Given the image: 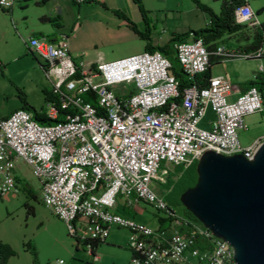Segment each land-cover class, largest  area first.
I'll list each match as a JSON object with an SVG mask.
<instances>
[{
    "label": "built area",
    "instance_id": "2783aa9c",
    "mask_svg": "<svg viewBox=\"0 0 264 264\" xmlns=\"http://www.w3.org/2000/svg\"><path fill=\"white\" fill-rule=\"evenodd\" d=\"M19 1L0 0V9L12 10ZM234 19L238 25H259L248 4L235 10ZM67 43L65 36L56 41L31 36L26 42L45 64L46 77L55 80L59 103L46 104L43 114L49 119L64 115L58 123L42 125L32 112L17 109L0 119V197L17 192L15 162L21 160L39 184L42 204L65 222L70 236L89 254L91 243L105 242L112 229L128 232V226L140 225L153 240L143 243L137 233H128L126 247L133 254L129 264H235L227 241L204 227L198 232L210 239L211 250L202 252L192 248L194 234L168 236L116 209L119 198L129 206L143 202L162 209L179 225L152 182L165 184L171 166H191L204 152L252 159L264 135L242 146L238 131L245 128L247 116L263 114L262 92L250 87L232 99V84L222 76L180 92L169 60L159 51L85 64L73 59ZM174 47L188 79L191 70H208L201 66L203 57L211 55L203 40ZM214 54L262 61L264 49L244 54L222 44ZM86 93L95 96L96 104L83 98ZM208 108L214 119L206 129L201 122ZM106 180L116 183V192L106 188ZM164 249H172L173 256L164 257ZM55 264L68 263L60 259Z\"/></svg>",
    "mask_w": 264,
    "mask_h": 264
},
{
    "label": "rangeland",
    "instance_id": "374dc122",
    "mask_svg": "<svg viewBox=\"0 0 264 264\" xmlns=\"http://www.w3.org/2000/svg\"><path fill=\"white\" fill-rule=\"evenodd\" d=\"M141 1L148 11L150 38L154 45H165L173 32L181 34L189 30L198 31L208 22V15L199 10L193 0ZM198 1L215 13H219L221 0ZM24 2L28 6L16 7L12 15L3 13L0 9V27L11 29L12 23L17 24L19 36L24 29L46 31L39 21L40 9L32 3V0ZM103 2L109 10L104 11L102 6L82 5L84 9L79 12L78 6L71 4L70 0L62 2L63 10L58 13L63 19L62 32L69 37L68 44L73 56H84L82 60H89L103 53L106 56L105 61L109 62L141 53L147 41L134 35L124 26L125 22L115 14V11L119 10L127 19L134 22L140 32H144L145 26L137 7L131 0ZM227 41L236 45L247 43L243 39L235 42L234 39L229 38ZM7 42L0 41V70L4 72V76L0 75V116L13 112L22 104L18 90L25 95L27 104L31 108L48 112L42 91L45 87L52 88L54 77H46L45 71L40 66L42 61H37L31 54L26 53L23 39L18 36L9 37ZM261 63L264 65V60L237 58L226 61L224 66L214 64V69L223 70L224 67L231 73L237 71L241 76L248 77L253 72H257ZM244 126V129L238 131V140L242 146L251 145L264 135V115L247 116ZM197 165L198 161L187 172L184 171V177L190 183L194 181ZM15 167L17 177L34 189L36 199L25 195L20 185L17 186L15 194L0 197V241L7 243L16 254L9 259L8 264H55L60 259L68 264L130 263L131 252L126 247L129 231L112 230L106 244L101 245L95 253L96 259L92 260L89 251L83 246H78L70 236L65 222L56 218L42 204L39 184L33 178L31 170L21 160L15 162ZM170 175L171 178L176 179L180 175V170L171 166ZM151 186L171 206L176 217L184 214L185 207L179 204L180 189L171 192L172 184L166 182L160 184L155 181ZM141 207L144 210L141 211L138 220L149 228L157 229L160 225L158 219H168L167 214L158 211L157 208L144 204ZM168 224L166 222L163 228L168 227ZM34 250L35 256L32 254Z\"/></svg>",
    "mask_w": 264,
    "mask_h": 264
},
{
    "label": "trees",
    "instance_id": "16d2710c",
    "mask_svg": "<svg viewBox=\"0 0 264 264\" xmlns=\"http://www.w3.org/2000/svg\"><path fill=\"white\" fill-rule=\"evenodd\" d=\"M134 5L137 7L140 17L142 21L146 25V29L144 32H140L138 27L134 24V22L130 21L129 19L124 16L123 13L119 12V10L115 11V14L119 17V19L123 20L126 22L127 28H129L134 35L138 36L142 40H146L147 43L144 46V51L148 52H155L159 51L163 54L164 57H166L169 60L170 63V73L173 75V77L177 80L179 87H180V92L184 91L186 88L190 87L191 85L194 84H199V85H204L206 81L211 77V67L216 64L217 59L215 56H218L219 58L223 60H230V59H236L238 57H223L214 54L216 47H218V44L220 42H225L228 37L233 36V35H243L241 39L245 41H250L248 48H246L244 51H240L244 54L248 53H255L258 52L259 50L264 49V23H259L258 26L255 28L248 27L247 25H238V23L235 22V10L239 7H242L248 3L249 0H221L220 3V10L219 13H215L213 10H211L208 6L203 5L199 3L198 0H193L194 4L197 6L199 10H201L203 13L208 15V22L206 26L198 31H193L189 30L184 33L178 34L173 32L171 34L170 40L165 44V45H154L151 42L150 38V20L148 15V11L143 7L142 1L141 0H132ZM256 1V0H254ZM44 2V0L40 1L37 3V5H40ZM86 4H97L102 6L104 9H107L106 6H104L103 3L96 2L94 0H85ZM80 6V4L76 5ZM3 13H9V11L2 10ZM260 12L257 14L259 15ZM256 15V17H257ZM40 21L43 22L44 24H50L56 29L61 30L63 28L59 17L56 18H49V17H40ZM244 30H249L251 31L249 34H246L244 36L243 32ZM42 34H39L37 36H41ZM248 35V36H247ZM64 36V35H63ZM67 37V36H65ZM247 37L246 39H244ZM68 39V38H67ZM190 39L193 40H198L201 39L203 40L204 44L207 46V50L210 55V62H209V68L206 70L205 73L195 77L194 79L190 80L188 79V75L183 71L181 66L178 63V58L176 55L175 47L176 44L184 43L189 41ZM239 59V58H238ZM249 60V59H247ZM264 60V57H263ZM43 70L46 72V67L41 65ZM44 72V73H45ZM2 74V72H0ZM190 78V77H189ZM264 80V75L258 74L257 77L252 81H249L246 84V88L244 91L248 90L250 87H256L262 92L263 96V81ZM262 84V85H261ZM19 98L21 100V107L19 109H25L28 112H32L34 114V119L41 123L42 125L44 124H51V123H58L62 121L63 119V112H60L61 116L57 119H49L45 114H43V110L41 111H36L35 109L31 108L27 104V99L25 95L18 90ZM42 94L44 96L45 104H48L53 101H57L59 103V97L55 95L52 91H49L47 89H44L42 91ZM84 99L87 100V102L92 103L93 105L96 104L95 96L91 93H86L83 96ZM66 113H71V110H67ZM195 163H193L191 166H188L186 168L183 167H177L175 169L180 170V175L176 178L175 183H172L169 180L166 181V183H171V192L174 190L176 191L177 189H180L182 195L186 189L193 187L196 182L198 181V175L197 172H194V181L191 183L184 177V171L187 172L189 168L194 166ZM192 178V177H191ZM17 182L20 184L22 191L24 192L25 195H27L29 198L36 199L35 191L34 189L26 183L23 179L17 178ZM168 204V203H167ZM179 204L180 201H179ZM182 205V204H181ZM169 207H171L168 204ZM175 215V214H174ZM180 224L176 225L175 221L176 219L173 217H169L167 220L164 219H158L159 221V232H166V230L172 225L174 229H176V232L181 235H190L194 234V241H193V249L201 250L202 252L204 251H210L211 250V243L210 239L204 236L202 233L198 232V230H201L204 226L202 223H200L193 215H191L188 210L185 208L184 214L181 217H178ZM177 219V220H178ZM168 222L169 226L166 229H163V225ZM105 242H98L94 241L91 243V253L90 256L92 259L95 257L96 251L103 245ZM78 249V248H77ZM35 250L32 252V254L35 256ZM16 254L14 250L7 244L2 241H0V264H8V261L10 258L14 257ZM133 257V254L132 256Z\"/></svg>",
    "mask_w": 264,
    "mask_h": 264
},
{
    "label": "water",
    "instance_id": "95a60500",
    "mask_svg": "<svg viewBox=\"0 0 264 264\" xmlns=\"http://www.w3.org/2000/svg\"><path fill=\"white\" fill-rule=\"evenodd\" d=\"M180 203L231 246L235 264H264V141L252 159L204 152Z\"/></svg>",
    "mask_w": 264,
    "mask_h": 264
},
{
    "label": "crops",
    "instance_id": "0c3cea01",
    "mask_svg": "<svg viewBox=\"0 0 264 264\" xmlns=\"http://www.w3.org/2000/svg\"><path fill=\"white\" fill-rule=\"evenodd\" d=\"M24 1H27V0H20L19 2H17L16 6L12 8L11 12H10V15H12V12H14V9L16 7L20 8V7H23V6H28V4L26 2V4L22 3ZM40 1L42 0H32V3L35 4V6H37L38 9H40V14H39V21H40V17L44 16V17H49V18H56V17H59L60 19V22L62 24V26L64 27V24H63V19L61 18V16H59V13L60 11H62V2L64 0H44V2L40 5H37V3H39ZM71 1V4L73 5H78V3H75L74 1L70 0ZM96 2H99V3H103V1L105 0H94ZM132 1V0H131ZM133 3V1H132ZM134 4V3H133ZM251 9L254 11V14L255 16L260 12L259 15H257V22L258 23H264V0H249L248 3H247ZM82 5H84L85 7L89 6H99L100 5H97V4H86V3H82L80 4V6L78 7V10L79 12H82L84 7H82ZM104 6H106L104 4ZM107 7V6H106ZM104 9V8H103ZM109 10L108 8L107 9H104V11H107ZM59 12V13H58ZM140 16V15H139ZM141 18V17H140ZM142 20V19H141ZM123 21V20H122ZM41 22V21H40ZM125 22V21H124ZM44 27V29H46V31L44 30H41V29H37V30H27V29H24L22 30V35L20 34L17 35L19 33V31L17 30L18 28V25L17 24H13L12 23V27L11 29L9 27H7V29H3V27H0V41L2 40H5V42L8 41L9 37H12V38H16L17 36L20 37V39H23L24 42V46L26 48V53L28 54H31L33 56V58H35L37 61L39 60L38 58H36L35 55H33L29 50H28V47L26 46V42L27 40L31 37V36H37L39 34H42L41 36L39 37H44L48 40H52V41H56V40H59L61 36L64 35V33L62 32V29L59 30V29H56L55 27H53L52 25L50 24H44L43 22H41ZM144 23V22H143ZM81 28H82V24L80 25ZM126 28V22H125V25H124ZM144 26H145V29H146V25L144 23ZM129 29V28H128ZM130 30V29H129ZM131 31V30H130ZM251 31L249 30H244L243 34L244 36H246V34H249ZM246 33V34H245ZM28 34V35H27ZM66 36V35H64ZM248 36V35H247ZM241 37H243V35H233V36H230L228 38H232L235 40V42H239V40L241 39ZM68 38V43H69V37L67 36ZM247 37H245L244 39H246ZM249 42L248 41L246 44L244 45H236L235 43H230L228 41H225V42H220L218 44L219 45H226L227 47L229 48H232V49H238V51H244L246 48H248V45H249ZM8 43V42H7ZM67 43V44H68ZM68 49H69V53L70 55L73 57L74 60H81L82 62H84L85 64H91V63H94L96 62L97 60H103L104 62H106V56L103 54V53H100V55H98L97 57H92L90 58L89 60H82V58L84 56H80V57H75L73 56L72 54V51L70 50V47H69V44H68ZM217 61L216 64H220L222 66H224V63H226V61L228 60H223L221 58H219L218 56H215ZM237 59V58H236ZM230 60H233V59H230ZM261 61V60H260ZM42 65L45 66V64L43 63L42 61ZM41 66V65H40ZM260 66H263V63L259 64L258 65V69H257V72H253L250 76L248 77H245V76H241L240 73H238L237 71H234L233 73H231L230 71L228 70H225V68L223 67V70L222 69H214V65L211 67V77H217V76H222V77H225L231 84H232V87H233V91L235 92L234 95L231 97L232 99L235 98V94L237 93H242L244 92V89L246 88V84L249 82V81H253L258 74H262L264 75V72L263 73H259V68ZM42 68V67H41ZM0 72H2V74L0 73L1 76H4V72L2 70H0ZM6 73V72H5ZM264 81V80H263ZM54 88V83L52 81V88H49L47 89L46 87L44 89H47L49 91H52ZM262 88H263V93H264V82H263V85H262ZM263 99H264V94H263ZM21 107V105L18 107V109ZM17 110V109H16ZM15 111V110H14ZM13 111V112H14ZM12 112V111H11ZM11 112H9L7 115L5 116H8ZM261 115V114H260ZM263 115H264V112H263ZM5 116H0V119L1 118H4ZM214 119V114L212 112V110L210 108L207 109V112H206V116L205 118L203 119V121L201 122V126L202 127H205L206 129L210 127V122H212ZM169 180L172 182V183H175L176 179L174 178H171V175L169 177ZM20 185L19 183H17V186ZM144 204L143 202H140V203H137V204H133L132 206H129V204L126 202V200L124 198H119L118 199V206H117V209L116 211L121 213V214H124L130 218H133L134 220H136L137 222H140V223H143L142 221H139L138 220V217L141 213L142 210H144V208L141 207V205ZM120 207H123V209H121ZM121 209V210H120ZM144 225H146L145 223H143ZM167 228V227H166ZM166 228H163V229H166ZM158 229V228H157ZM112 230H115L116 232H119L121 230H118V229H112ZM111 230V231H112ZM110 231V232H111ZM125 231V230H124ZM174 232H176V229H174L172 227V225L166 230V234L168 236L174 234ZM130 233V232H129ZM149 237V239L153 240V235H148L147 238ZM127 241V240H126ZM107 242V239L105 241L104 244H106ZM103 244V245H104ZM98 251V250H97ZM132 256V252L130 254ZM192 261V260H191Z\"/></svg>",
    "mask_w": 264,
    "mask_h": 264
},
{
    "label": "bare ground",
    "instance_id": "6f19581e",
    "mask_svg": "<svg viewBox=\"0 0 264 264\" xmlns=\"http://www.w3.org/2000/svg\"><path fill=\"white\" fill-rule=\"evenodd\" d=\"M210 58L208 57H203L202 62H201V66L202 67H207L209 68V60ZM203 74V69H194L190 71V80L194 79L195 77L199 76ZM192 78V79H191ZM193 87H200L199 84H194L192 85ZM106 188L109 191H114L116 192V183L113 182V180H106ZM158 209V208H157ZM162 209H158V211H161ZM128 231L130 233H137L138 237H141V242L143 243H151L152 240L149 239V237L147 238L148 235H145V231L142 229V227H139L137 225H132V226H128ZM164 257H172L173 256V251L172 249H164Z\"/></svg>",
    "mask_w": 264,
    "mask_h": 264
}]
</instances>
